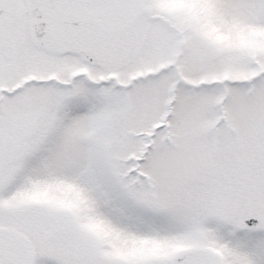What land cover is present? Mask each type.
I'll list each match as a JSON object with an SVG mask.
<instances>
[{
  "label": "snow or ice",
  "instance_id": "obj_1",
  "mask_svg": "<svg viewBox=\"0 0 264 264\" xmlns=\"http://www.w3.org/2000/svg\"><path fill=\"white\" fill-rule=\"evenodd\" d=\"M0 264H264V0H0Z\"/></svg>",
  "mask_w": 264,
  "mask_h": 264
}]
</instances>
